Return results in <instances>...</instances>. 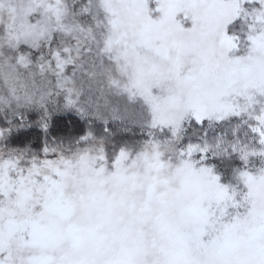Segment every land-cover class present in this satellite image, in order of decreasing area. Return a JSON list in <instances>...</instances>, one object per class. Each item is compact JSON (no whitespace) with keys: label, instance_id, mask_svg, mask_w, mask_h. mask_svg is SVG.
<instances>
[{"label":"snow or ice","instance_id":"1","mask_svg":"<svg viewBox=\"0 0 264 264\" xmlns=\"http://www.w3.org/2000/svg\"><path fill=\"white\" fill-rule=\"evenodd\" d=\"M20 109L106 135L0 148V264H264V0H0Z\"/></svg>","mask_w":264,"mask_h":264},{"label":"trees","instance_id":"2","mask_svg":"<svg viewBox=\"0 0 264 264\" xmlns=\"http://www.w3.org/2000/svg\"><path fill=\"white\" fill-rule=\"evenodd\" d=\"M20 112L23 113V121H21ZM11 120L9 125L7 122ZM49 128L45 134L40 124V113L34 109H20L13 116L8 114L7 118L4 113H0V129H10L6 138L0 137V148L6 144L9 148L30 147L33 151L41 152L45 141L50 145L58 144L60 141L70 138H78L86 132H91L98 139L105 136L104 121L89 116L81 118L73 111L53 112L48 121ZM109 129L110 140L107 144L109 154L112 152V145H122L125 142H133L141 139L138 128H132L126 131L119 121H111L107 125ZM203 135V133H201ZM193 142H198L193 138Z\"/></svg>","mask_w":264,"mask_h":264},{"label":"rangeland","instance_id":"3","mask_svg":"<svg viewBox=\"0 0 264 264\" xmlns=\"http://www.w3.org/2000/svg\"><path fill=\"white\" fill-rule=\"evenodd\" d=\"M0 113H2V111H0ZM108 150V149H107Z\"/></svg>","mask_w":264,"mask_h":264}]
</instances>
